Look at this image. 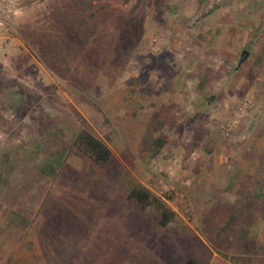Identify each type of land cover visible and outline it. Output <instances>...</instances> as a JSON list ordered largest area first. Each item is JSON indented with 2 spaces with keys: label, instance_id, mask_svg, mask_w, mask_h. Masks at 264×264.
I'll list each match as a JSON object with an SVG mask.
<instances>
[{
  "label": "rangeland",
  "instance_id": "rangeland-1",
  "mask_svg": "<svg viewBox=\"0 0 264 264\" xmlns=\"http://www.w3.org/2000/svg\"><path fill=\"white\" fill-rule=\"evenodd\" d=\"M58 1L0 21V264H264V0H106L77 49L80 0Z\"/></svg>",
  "mask_w": 264,
  "mask_h": 264
},
{
  "label": "trees",
  "instance_id": "trees-1",
  "mask_svg": "<svg viewBox=\"0 0 264 264\" xmlns=\"http://www.w3.org/2000/svg\"><path fill=\"white\" fill-rule=\"evenodd\" d=\"M28 2H32L33 0H27ZM107 1L106 0H96L95 3L91 0H80L78 2V9L76 11L82 12L80 17L77 19V27L76 24L71 27H63L64 30L61 34V37L65 39H69V45L72 49H77L80 44V39L84 38L87 35V31L91 30H98L99 23H103L106 21L107 14L105 12L107 8ZM22 3V0L20 4ZM57 5H61V1H58ZM71 14L70 10L60 11L61 21L68 24L69 22H74V19L71 18V21H67L64 15ZM76 31L82 33L81 35H77L75 32L74 34L71 32ZM85 34V35H84ZM125 35V34H124ZM126 36V35H125ZM122 38V34L120 35ZM62 39V40H63ZM65 53L66 51L63 50ZM203 76H205L203 74ZM205 78V77H203ZM207 81V80H206ZM151 126V124L149 125ZM149 129V128H148ZM74 147L78 148L81 152L86 154L88 157L92 158V160L103 166L105 165L111 157V150L110 148L97 136L93 135L86 129H80L77 133L75 138L72 141ZM154 147L152 146L153 151H158L159 147L162 146L163 140L161 138L155 139L153 141ZM116 184L113 183V186L110 187V191L107 194V199H109L106 203L102 204L103 208L110 209L112 207V199L115 196V188ZM123 190L126 191V197L129 201L137 202L142 206H148L156 209L159 214V224L163 227L168 225L170 222L173 221L175 217V212L172 208L166 204L158 195L154 194L150 189L145 187L139 182H132L130 184L124 185ZM255 197L262 198L264 197V187L261 184H257L255 187ZM43 207V206H42ZM107 212V211H105ZM104 212V213H105ZM235 214H233L232 219H234ZM69 220V219H68ZM72 221L73 219L70 218ZM98 220V219H97ZM184 264H199L198 261L194 260L193 258H188Z\"/></svg>",
  "mask_w": 264,
  "mask_h": 264
},
{
  "label": "built area",
  "instance_id": "built-area-1",
  "mask_svg": "<svg viewBox=\"0 0 264 264\" xmlns=\"http://www.w3.org/2000/svg\"><path fill=\"white\" fill-rule=\"evenodd\" d=\"M21 0H0V21L12 19L20 8Z\"/></svg>",
  "mask_w": 264,
  "mask_h": 264
},
{
  "label": "water",
  "instance_id": "water-1",
  "mask_svg": "<svg viewBox=\"0 0 264 264\" xmlns=\"http://www.w3.org/2000/svg\"><path fill=\"white\" fill-rule=\"evenodd\" d=\"M248 55H249V51L246 49H243L240 53V57L238 59L237 66H240L247 59Z\"/></svg>",
  "mask_w": 264,
  "mask_h": 264
},
{
  "label": "crops",
  "instance_id": "crops-1",
  "mask_svg": "<svg viewBox=\"0 0 264 264\" xmlns=\"http://www.w3.org/2000/svg\"><path fill=\"white\" fill-rule=\"evenodd\" d=\"M182 78H183V76H181ZM9 221H11V220H9Z\"/></svg>",
  "mask_w": 264,
  "mask_h": 264
}]
</instances>
